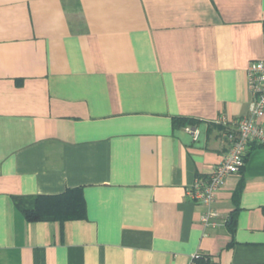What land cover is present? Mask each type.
Wrapping results in <instances>:
<instances>
[{"label": "crops", "instance_id": "crops-1", "mask_svg": "<svg viewBox=\"0 0 264 264\" xmlns=\"http://www.w3.org/2000/svg\"><path fill=\"white\" fill-rule=\"evenodd\" d=\"M251 60L264 0H0V264H264V145L216 226L186 193L248 113ZM35 196L54 217H24Z\"/></svg>", "mask_w": 264, "mask_h": 264}, {"label": "built area", "instance_id": "built-area-1", "mask_svg": "<svg viewBox=\"0 0 264 264\" xmlns=\"http://www.w3.org/2000/svg\"><path fill=\"white\" fill-rule=\"evenodd\" d=\"M246 75L248 89L252 95L248 113L231 120L225 117L218 119V122L225 126L233 125V128H228L224 132L229 147L212 172L205 177H197L186 190L192 200L198 201L204 206L200 214V222L205 227L217 225L219 213L214 204L216 194L224 179L241 170L251 145H264V61L251 60L248 63ZM184 130L189 132L194 140L200 133L198 128L192 126H185ZM210 261L207 254L196 251L191 254L187 264H204Z\"/></svg>", "mask_w": 264, "mask_h": 264}, {"label": "trees", "instance_id": "trees-1", "mask_svg": "<svg viewBox=\"0 0 264 264\" xmlns=\"http://www.w3.org/2000/svg\"><path fill=\"white\" fill-rule=\"evenodd\" d=\"M49 200H51V198L35 196L32 198L20 199L16 201V204L27 220L34 221L50 216L54 217L51 210H48L46 207V202ZM204 264L214 263L210 261L205 262Z\"/></svg>", "mask_w": 264, "mask_h": 264}]
</instances>
